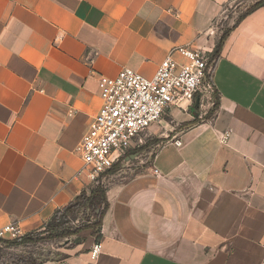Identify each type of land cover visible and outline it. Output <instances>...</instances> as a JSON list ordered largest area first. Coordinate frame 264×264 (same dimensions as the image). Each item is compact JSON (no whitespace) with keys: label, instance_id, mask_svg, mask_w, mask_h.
<instances>
[{"label":"crops","instance_id":"1","mask_svg":"<svg viewBox=\"0 0 264 264\" xmlns=\"http://www.w3.org/2000/svg\"><path fill=\"white\" fill-rule=\"evenodd\" d=\"M236 1L0 0V229L40 230L94 187L78 146L102 76L152 77L190 46L214 59L217 105L170 106L152 156L105 185L99 240L75 237L58 264H264V6L227 24Z\"/></svg>","mask_w":264,"mask_h":264},{"label":"built area","instance_id":"2","mask_svg":"<svg viewBox=\"0 0 264 264\" xmlns=\"http://www.w3.org/2000/svg\"><path fill=\"white\" fill-rule=\"evenodd\" d=\"M175 54L187 61H178ZM213 66L214 59L207 52L180 46L168 54L152 77L131 68L122 69L115 77L102 76L101 110L78 146L88 179L95 183L116 164H124L126 155L142 143L141 135L160 121L170 106L197 99L199 114L214 108ZM174 143L182 144L181 140ZM21 235V228L15 223L0 229V240ZM102 248V243L96 241L91 258L97 259Z\"/></svg>","mask_w":264,"mask_h":264},{"label":"rangeland","instance_id":"3","mask_svg":"<svg viewBox=\"0 0 264 264\" xmlns=\"http://www.w3.org/2000/svg\"><path fill=\"white\" fill-rule=\"evenodd\" d=\"M260 0H237L228 6L224 17H229L226 19L227 24H232L236 19L245 13L249 8L254 6ZM228 26V25H227ZM227 28V27H226ZM213 107L210 108V110ZM166 113L162 116L161 120L166 118ZM148 130H146L142 135V143H139L141 148L137 150H132L126 155L127 161L124 164H117L111 173L107 174V179L102 182L106 185L110 182L111 175L118 176L119 178H125L135 173L140 169L138 163L139 159H132L130 156H136L143 152L144 157L152 156L154 151V143L158 139L151 138L148 136ZM102 177V176H101ZM100 177V178H101ZM113 181V180H111ZM62 213L63 209L60 210ZM58 213L55 219L48 221L42 229L37 230L32 233L31 238L28 242H21L19 238L26 235L23 234L15 239H4L0 240V264H29L30 262H36L38 264H58L59 262L65 260L68 255L71 244L74 242L75 237L84 236L90 232V229H85L84 227L90 222H94L92 219V213L89 209H76L70 213L66 218L61 216L62 213ZM63 223L62 229L59 230H46L47 225ZM77 232L75 235L71 233ZM93 233V231H91Z\"/></svg>","mask_w":264,"mask_h":264},{"label":"trees","instance_id":"4","mask_svg":"<svg viewBox=\"0 0 264 264\" xmlns=\"http://www.w3.org/2000/svg\"><path fill=\"white\" fill-rule=\"evenodd\" d=\"M264 6V0L258 1L254 6L251 8H257ZM249 11V10H248ZM224 38L221 39L220 44L218 45L216 49V53L220 52L221 44L223 42ZM217 105V104H216ZM89 209L92 213V219H94V222H90L88 225H86L85 229H90L93 231L92 235L99 240L101 237V226H102V220L103 216L108 208V201L106 198V186L102 184L101 178H99L94 187L90 189V191L84 190L81 192L80 195L75 199L74 202L63 208V213L59 210L57 211L53 219H55L58 215V213H62L61 216L66 218L70 213H72L76 209ZM63 223L59 224H51L49 223L46 227V230H59L62 229ZM77 232H73L70 234L75 235ZM31 238L30 234H26L19 238V241L21 242H28ZM29 264H38L36 262H30Z\"/></svg>","mask_w":264,"mask_h":264},{"label":"water","instance_id":"5","mask_svg":"<svg viewBox=\"0 0 264 264\" xmlns=\"http://www.w3.org/2000/svg\"><path fill=\"white\" fill-rule=\"evenodd\" d=\"M78 241H79V239L76 238V239H75V242H78Z\"/></svg>","mask_w":264,"mask_h":264}]
</instances>
